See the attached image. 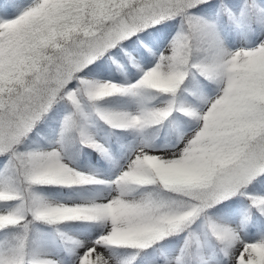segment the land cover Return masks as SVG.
<instances>
[{
  "label": "snow or ice",
  "instance_id": "6c2138e0",
  "mask_svg": "<svg viewBox=\"0 0 264 264\" xmlns=\"http://www.w3.org/2000/svg\"><path fill=\"white\" fill-rule=\"evenodd\" d=\"M0 264H264V0H0Z\"/></svg>",
  "mask_w": 264,
  "mask_h": 264
}]
</instances>
